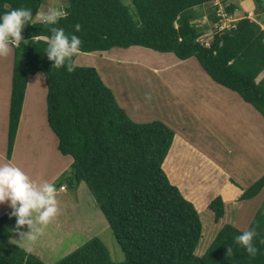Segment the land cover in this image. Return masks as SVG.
<instances>
[{"label":"trees","instance_id":"obj_1","mask_svg":"<svg viewBox=\"0 0 264 264\" xmlns=\"http://www.w3.org/2000/svg\"><path fill=\"white\" fill-rule=\"evenodd\" d=\"M131 2L137 19L121 0H68L64 8L68 15L57 26L80 37V53L142 47L172 53L180 61L195 57L212 81L237 93L264 118V77L258 80L264 72V30L259 23L245 17L229 28L214 27L221 20L216 0ZM42 3L0 0V12L26 7L33 13L21 33L27 43L10 44L14 55L7 158L14 152L29 78L43 73L47 125L57 139L58 152L73 159L68 189L85 183L125 254L124 262H113L107 247L94 238L55 264H264V201L248 227L257 233L255 256L235 242L234 236L242 231L229 224L221 227L203 255H195L203 238L202 218L163 168L174 131L160 121L134 122L95 68L75 65L77 54L71 58L74 71L54 66L44 37L55 25L35 21ZM204 5L214 31L209 45L199 40L205 28L195 22L203 17ZM224 9L233 14L235 6ZM77 23L82 26L79 31L74 28ZM263 189L264 175L244 191L232 180L228 193L242 192L241 201H252ZM224 195L208 206L215 223L224 219L230 205L231 198ZM13 212L0 217V264H46L2 239ZM229 246L232 251L227 253Z\"/></svg>","mask_w":264,"mask_h":264},{"label":"rangeland","instance_id":"obj_2","mask_svg":"<svg viewBox=\"0 0 264 264\" xmlns=\"http://www.w3.org/2000/svg\"><path fill=\"white\" fill-rule=\"evenodd\" d=\"M121 2L137 19L131 0ZM67 5L68 0H43L40 12L45 13L53 6L65 8ZM202 8L207 9L208 5ZM218 24L221 28L231 26H225L223 20ZM207 33L200 40L210 41L214 31L209 30ZM92 53H77L75 65L95 68L104 84L113 92L120 108L134 122L160 121L173 128V131L178 128L191 141L192 145L182 141L176 146L174 156L176 153L182 158L167 155L163 168L171 183L193 202L202 218L203 238L195 255L204 254L224 225L246 230L264 201V189L252 201H241L242 192H228L232 180L244 191L264 175V118L260 113L237 93L212 81L195 57L180 61L172 53H160L142 47L113 48L107 52ZM9 57L3 65L0 62V135L6 131L5 128L2 133L1 129L5 123L6 96L10 92L11 97L12 90L13 61L9 62ZM261 76L258 80L263 78ZM208 84L212 87L211 95L216 96L217 93L213 87L223 92V101L206 95ZM26 91L22 128L24 126L26 134L29 126L32 130L26 138L27 148L23 150L31 170L28 176L36 180L38 185L44 180L55 182L60 189L56 196L57 214L44 225V231L37 240L31 242L30 252L46 264H55L90 240L98 238L107 247L113 262H124L125 254L85 183L75 190L68 189L72 180L70 165L73 159L58 152L57 139L47 125V88L43 73L30 76ZM145 93H150V97H146ZM204 99L213 100L216 109L212 104L205 105ZM254 116L256 128L249 132L250 125L254 126ZM7 123L8 119L6 126ZM1 141L7 143V132L5 140L3 136ZM62 168L64 170L60 173ZM179 174L181 176L177 177ZM236 179H241V182ZM61 185L65 187L61 188ZM193 188L200 193L191 190ZM223 194L231 198L228 201L230 205H227L224 219L215 223L208 206ZM12 209L10 206L0 208V216ZM29 218L34 220L35 228L41 225L35 216ZM16 219V216L13 217L5 225L1 235L3 240L9 241L7 239L15 232L12 238L18 240L21 233L30 230L27 224L20 226L19 232L13 230L16 228Z\"/></svg>","mask_w":264,"mask_h":264},{"label":"clouds","instance_id":"obj_3","mask_svg":"<svg viewBox=\"0 0 264 264\" xmlns=\"http://www.w3.org/2000/svg\"><path fill=\"white\" fill-rule=\"evenodd\" d=\"M218 6V5H215ZM220 12L218 11V16ZM32 9L26 7L11 8L8 11L0 12V56L8 55L12 47H20L21 42L27 43L22 37V29L32 18ZM68 12L59 6L50 7L43 13V21L49 25H55L51 28V35L44 37L46 41V53L56 67H65L68 72L75 69L71 58L79 53L81 39L74 32L67 33L63 27H59L58 22L66 17ZM38 16V15H37ZM79 23L74 25L76 31L81 29ZM224 29V28H223ZM200 40V39H199ZM201 41V40H200ZM211 41V40H210ZM209 42L201 41L209 45ZM52 65V66H53ZM39 77V76H38ZM150 97V93H145ZM57 188L55 182L44 180L39 185L37 181L30 178L28 174L13 163H0V203L9 200L15 215L17 232L20 226L27 224L29 231L21 233L20 239H13L9 236L10 244H16L25 249L31 250V242L37 240L43 229L34 227V220L29 217L35 216V220L42 225H47L50 218L57 214ZM257 235L255 227H250L234 236L235 242L241 245L251 255L255 256L257 248L253 243ZM232 251L227 248V253Z\"/></svg>","mask_w":264,"mask_h":264},{"label":"crops","instance_id":"obj_4","mask_svg":"<svg viewBox=\"0 0 264 264\" xmlns=\"http://www.w3.org/2000/svg\"><path fill=\"white\" fill-rule=\"evenodd\" d=\"M215 5H218L219 6V10L218 11L220 12V14H219L220 15V18H221L220 22L223 20L225 26H227V25H231L232 26L234 23H236L240 19H243L245 17H248L252 21H255V22L259 23L260 26L262 27V29L264 30V0H216ZM225 5H233V6H235L234 13L233 14H226L225 13V9H224ZM201 12L204 15H203V17H200V19L201 18L202 19L197 24L199 26L205 28V30H204V32H205L204 33V36H207L209 34L207 32L209 30H211V31L213 30L212 29V24L208 22L207 15L205 16V14L207 12V9H202ZM42 16H43V13L42 12H39V14L36 17L35 21L42 22L43 21ZM203 18H204V20H203ZM213 26L216 27V28H219V29H223V28H221V25L220 24H218V25L214 24ZM206 27L208 29H206ZM212 36H213V34H212ZM203 41L209 42L207 40H203ZM93 53H99V52L96 51V52H93ZM10 55H11V57H9ZM13 55H14V49L13 50L11 49V52H9L8 55L0 56V62L2 61L1 64L3 65V63L5 62V59H7V57H9V62H12L13 61V57H12ZM261 75H260L261 77H264L263 76L264 75V72ZM10 78H11V75H10ZM8 80H9V76H8ZM29 80H30V78H29ZM174 81H176V80H174ZM27 89H28V85H27ZM206 89L208 90V93H206L207 96L213 97L214 100L215 99L218 100L219 98H221L222 101H223V98H222L223 97V92L222 91H219L220 89L213 87V89L217 92L216 93V96L211 95L212 87L209 84L206 86ZM200 91L202 93L205 92L203 90H200ZM27 93L28 92L26 91L25 102H24V107H23V113H22V117H21V121H20V126H19V129H18L17 137H16V143H15V147H14V152H13V155H12V157L10 159L7 158V143H6V141L5 142H2L3 139L1 141V137H3V136H4V140H5V138H6V132H7V129H8V123H7V126H6V120L8 119V114H9L10 92L6 96V98H7L6 106L7 107H6V113H5V118H4L5 123H4V127H2V129H1L2 133L5 131V128H6V131H5V134H1L0 135V163H8V162H10V163H13L15 165H18L20 168H22L29 175L31 173V170H30V168L28 166L27 157H24L23 156V154H24L23 150H26L27 145H28V140L26 138H27V135L28 134L30 135V132L32 131L31 128H30V126H29V132L27 134H26V132H25V134L22 133V131H23V128H22V119H23V114L25 113V110H26ZM1 94H2V87L0 86V95ZM212 102H213V100H205L204 99V104L205 105L206 104L207 105L212 104V106H214ZM213 108L216 109L215 106ZM222 113H224V112L222 111ZM249 125H250V121H249ZM240 126L242 128V125H240ZM254 128H256V126H255V116H254V126L251 127V125H250V127L248 129L249 132H251L252 129L255 131ZM171 129L173 130V128H171ZM245 130L246 129L244 128L243 131H245ZM174 133H175V136H174V140H173V143H172L173 145H172V147H171V149L169 151V156H171L173 158H175V157L176 158H182V156H178L176 153H175V156H174V152H173L174 148L176 146H178L179 144H182L183 142L188 143V144H191V141H188L187 140L188 138L186 136L182 135V132L178 128H176V130L174 129ZM23 140H25V142ZM188 144H186V145H188ZM63 170L64 169L62 168V170L60 171V173ZM176 176L177 177H180L181 175L179 174V175H176ZM236 180L238 182H241V179H236ZM64 187L65 186L62 185L61 188H64ZM191 190H194L195 191L196 189L193 188ZM4 206H8V207L10 206L12 208L11 203H10L9 200H5L4 202L0 203V208H2ZM6 211H8V209ZM43 227L45 228V226L41 224L38 228H42L43 231H44V228ZM14 235H16V232L11 237H13ZM28 252H30V251H28Z\"/></svg>","mask_w":264,"mask_h":264},{"label":"bare ground","instance_id":"obj_5","mask_svg":"<svg viewBox=\"0 0 264 264\" xmlns=\"http://www.w3.org/2000/svg\"><path fill=\"white\" fill-rule=\"evenodd\" d=\"M125 63H127V62H125ZM25 132H27V131L24 130V126H23V131H22V133L25 134ZM23 141L25 142V140H23Z\"/></svg>","mask_w":264,"mask_h":264}]
</instances>
